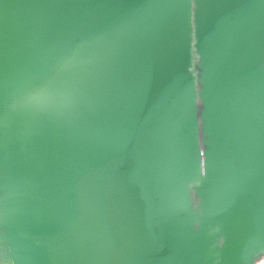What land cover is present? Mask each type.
I'll return each mask as SVG.
<instances>
[{
	"label": "water",
	"instance_id": "1",
	"mask_svg": "<svg viewBox=\"0 0 264 264\" xmlns=\"http://www.w3.org/2000/svg\"><path fill=\"white\" fill-rule=\"evenodd\" d=\"M0 264L264 257V0H0Z\"/></svg>",
	"mask_w": 264,
	"mask_h": 264
},
{
	"label": "bare ground",
	"instance_id": "2",
	"mask_svg": "<svg viewBox=\"0 0 264 264\" xmlns=\"http://www.w3.org/2000/svg\"><path fill=\"white\" fill-rule=\"evenodd\" d=\"M256 264H264V257L260 258Z\"/></svg>",
	"mask_w": 264,
	"mask_h": 264
},
{
	"label": "snow or ice",
	"instance_id": "3",
	"mask_svg": "<svg viewBox=\"0 0 264 264\" xmlns=\"http://www.w3.org/2000/svg\"><path fill=\"white\" fill-rule=\"evenodd\" d=\"M3 239H0V242H2Z\"/></svg>",
	"mask_w": 264,
	"mask_h": 264
}]
</instances>
